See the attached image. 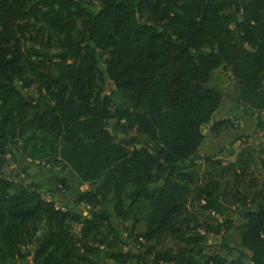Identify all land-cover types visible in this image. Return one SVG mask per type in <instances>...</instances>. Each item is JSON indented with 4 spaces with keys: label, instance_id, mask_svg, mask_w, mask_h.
Listing matches in <instances>:
<instances>
[{
    "label": "trees",
    "instance_id": "16d2710c",
    "mask_svg": "<svg viewBox=\"0 0 264 264\" xmlns=\"http://www.w3.org/2000/svg\"><path fill=\"white\" fill-rule=\"evenodd\" d=\"M96 1L0 0V264H264V157L259 184H243L241 152L226 165L206 156L231 179L195 185L201 127L222 102L212 71L228 69L237 102L264 111V0ZM17 140L24 157L62 160L88 184L75 198L86 215L5 174ZM52 185L68 190L65 177ZM232 214L244 221L227 259L207 235L226 241Z\"/></svg>",
    "mask_w": 264,
    "mask_h": 264
},
{
    "label": "rangeland",
    "instance_id": "374dc122",
    "mask_svg": "<svg viewBox=\"0 0 264 264\" xmlns=\"http://www.w3.org/2000/svg\"><path fill=\"white\" fill-rule=\"evenodd\" d=\"M95 3L97 1L95 0ZM208 85L220 91L222 93V102L216 112L213 114L212 121L218 119L227 118L230 120V125L222 128L218 133L211 132V122L203 125L201 130L204 134V139L198 148L199 163L198 167V179L195 185H203L206 181L213 178L221 183L226 180H230L229 173L222 174L217 168L209 169L204 164V158L208 155L218 159L223 165L234 161L236 156L244 152L241 155L246 159L249 169L244 177L243 184L258 183L263 175V171L260 168V159L264 157V129L257 126V120L259 118L264 120V111H253L236 100V91L232 84L230 72L228 69L219 67L212 71ZM116 91L117 96L127 104V97L118 88H116L109 80L106 82V93ZM131 135H136L139 142L142 143L145 140V136L138 134L132 130ZM120 136V134H117ZM17 145L10 144L8 149L10 153L7 154L8 164L4 167V172L7 176L15 181L20 182H34L41 187V193L44 198L53 200L58 207L69 208L75 207L82 211L84 215L88 213V207L86 205L75 204L76 196L83 190L89 188L88 184L81 183L77 178L74 171L64 162L59 161L57 163L47 162L46 158H30L24 157L21 153L18 145H22L21 140H17ZM55 177H65L68 184V190L62 189L57 186V190H54L52 185ZM134 184H128L123 196V201L130 192L135 188ZM102 208L106 211L113 212V203H106L102 205ZM234 219L231 234H229L226 241L223 238L212 234L207 235V251L216 252L224 255L227 259H232L237 256L236 247L239 246L240 229L238 226L244 221L242 215L232 214L230 215ZM116 225L122 229L120 221H115ZM145 227V220L140 222L136 226V231H142ZM77 231V228H75ZM131 247L138 251H145L148 243L143 241H131ZM165 245H172V241L166 239ZM231 246V251L228 252L227 246ZM103 260L102 258H99ZM6 264H32L31 258L27 257L21 261L8 262Z\"/></svg>",
    "mask_w": 264,
    "mask_h": 264
}]
</instances>
